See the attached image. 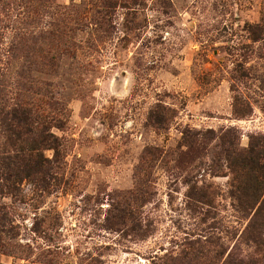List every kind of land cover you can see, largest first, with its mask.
Instances as JSON below:
<instances>
[{
	"label": "rangeland",
	"instance_id": "rangeland-1",
	"mask_svg": "<svg viewBox=\"0 0 264 264\" xmlns=\"http://www.w3.org/2000/svg\"><path fill=\"white\" fill-rule=\"evenodd\" d=\"M263 22L264 0H0L7 99L63 124L61 184L0 194L15 226L0 263L258 257L228 153L264 136V35L248 29Z\"/></svg>",
	"mask_w": 264,
	"mask_h": 264
},
{
	"label": "trees",
	"instance_id": "trees-1",
	"mask_svg": "<svg viewBox=\"0 0 264 264\" xmlns=\"http://www.w3.org/2000/svg\"><path fill=\"white\" fill-rule=\"evenodd\" d=\"M248 29L255 39L261 33L264 35V22L249 25ZM0 63H5L2 57ZM8 74L0 68V194L24 198L21 187L24 181L50 193L62 181L57 164L62 143L51 129L62 128L63 124L52 103L27 98L10 102L5 86ZM251 110L248 100L235 96L234 115L245 117ZM252 138L246 148L232 145L228 157L234 177L233 196L238 210L248 218L244 237L254 245L258 257L229 254L231 264L264 261V136ZM46 150L54 151L52 158L45 155ZM14 227L7 207L0 205V238Z\"/></svg>",
	"mask_w": 264,
	"mask_h": 264
}]
</instances>
